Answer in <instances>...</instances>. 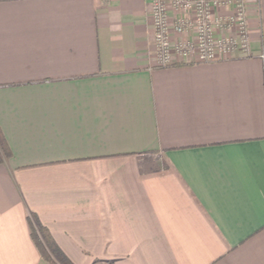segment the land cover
<instances>
[{
  "label": "crops",
  "instance_id": "obj_1",
  "mask_svg": "<svg viewBox=\"0 0 264 264\" xmlns=\"http://www.w3.org/2000/svg\"><path fill=\"white\" fill-rule=\"evenodd\" d=\"M246 2L249 51L160 65L150 0H0V264H47L32 214L72 264H264V0Z\"/></svg>",
  "mask_w": 264,
  "mask_h": 264
},
{
  "label": "built area",
  "instance_id": "obj_2",
  "mask_svg": "<svg viewBox=\"0 0 264 264\" xmlns=\"http://www.w3.org/2000/svg\"><path fill=\"white\" fill-rule=\"evenodd\" d=\"M173 4L183 12L189 10V15L170 21L165 0H150L155 53L160 65L172 63L173 55L207 62L235 49L249 51L246 0H175ZM227 5L232 7L230 13H218L219 7ZM190 30L193 38L182 37L172 42L173 34L181 35Z\"/></svg>",
  "mask_w": 264,
  "mask_h": 264
},
{
  "label": "trees",
  "instance_id": "obj_3",
  "mask_svg": "<svg viewBox=\"0 0 264 264\" xmlns=\"http://www.w3.org/2000/svg\"><path fill=\"white\" fill-rule=\"evenodd\" d=\"M9 154L10 151L0 131V162ZM28 224L30 236L42 259L46 261L47 264H58L57 261L62 264H72L69 258L56 244L48 228L39 221L35 214L28 216ZM51 252L53 254H51Z\"/></svg>",
  "mask_w": 264,
  "mask_h": 264
},
{
  "label": "rangeland",
  "instance_id": "obj_4",
  "mask_svg": "<svg viewBox=\"0 0 264 264\" xmlns=\"http://www.w3.org/2000/svg\"><path fill=\"white\" fill-rule=\"evenodd\" d=\"M51 254H53V253L51 252ZM53 258H54V257H53ZM54 259H55V258H54ZM56 261H57V260H56ZM57 263H58V264H62V263H60L59 261H57Z\"/></svg>",
  "mask_w": 264,
  "mask_h": 264
}]
</instances>
